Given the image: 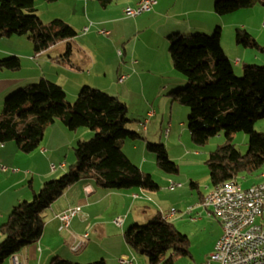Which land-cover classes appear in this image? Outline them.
Instances as JSON below:
<instances>
[{
	"label": "trees",
	"instance_id": "16d2710c",
	"mask_svg": "<svg viewBox=\"0 0 264 264\" xmlns=\"http://www.w3.org/2000/svg\"><path fill=\"white\" fill-rule=\"evenodd\" d=\"M97 1L107 8L120 0ZM259 1L216 0L215 12L226 16L253 8ZM13 36H27L35 53L66 41L67 52L61 59L69 61L77 32L64 20L44 23L35 0H0V38ZM221 36L222 29L217 27L212 35L196 32L168 37L172 63L187 85L171 94L174 101L190 110L188 125L193 142L205 146L221 132L226 135V142L210 152L206 161L212 187L233 180L238 182L240 175H251L264 166V133L255 129L256 123L264 119V66L245 65L243 76L237 77L222 47ZM236 38L243 47L264 51L247 29H237ZM21 68L22 60L18 56L0 59V70ZM66 97L63 87L42 77L5 98L0 115V142H15L25 154L41 147L47 129L57 121L70 131L86 128L95 135L77 142L76 163L66 174L46 182L31 201L13 207L7 221L0 226L4 237L0 243V264L40 239L45 227L44 212L80 181L92 178L98 187L106 190L154 192L160 188L152 175L134 164L124 152L127 140L141 138L127 127L131 121L125 103L90 86L80 90L73 104H68ZM148 122V119L144 121V129ZM239 132L249 135L246 154L234 143ZM148 150L156 154L157 166L163 172L173 176L180 173L179 165L170 159L164 144L151 143ZM191 186L198 184L192 182ZM124 237L131 249L148 258L149 264H175L178 258L191 255L189 237L171 221H165L162 213H157L147 224L130 227ZM51 264L80 263L55 257ZM88 264H106V261Z\"/></svg>",
	"mask_w": 264,
	"mask_h": 264
},
{
	"label": "crops",
	"instance_id": "0c3cea01",
	"mask_svg": "<svg viewBox=\"0 0 264 264\" xmlns=\"http://www.w3.org/2000/svg\"><path fill=\"white\" fill-rule=\"evenodd\" d=\"M139 1H118L117 5L113 6L112 4L107 8H102L97 0H58L55 2L35 0L37 13L44 23L60 19L76 30L77 37L73 41L72 55L69 61L61 59L67 52L66 41L52 46L44 52H34L33 54V44L29 39H24L26 38L25 36L0 38V59L10 55H18L23 59L22 68L19 71L0 70V115L5 98L10 93L38 82L42 77L63 87L67 96H70L74 102L82 87L86 85H97L98 88L105 91L116 88L120 95L122 86L130 87L134 85L136 76L140 78L142 73L152 68V63L148 58H145V53L137 50L140 39L143 37L149 39L150 41L147 44L153 45L154 50H158L161 53L158 54L161 55L162 61L167 62V66L169 65L170 67L168 37L171 34H192L196 32L208 34L217 27L225 28L226 18H231L216 14L214 0H157V4L151 12L137 17H127L125 9L137 6ZM41 9L48 10L46 12L48 15L45 16ZM74 12L76 13V18H78L76 20H73L74 16L72 15ZM61 13H65L67 16H63ZM89 20H91V24L102 25L97 27V34L104 39L96 36L102 40L100 41L102 43L101 46L93 44L92 40L88 38L91 36L89 33L92 28L88 31V34L83 31L84 27L87 28ZM242 25V28L247 29L260 46L264 48L263 23L261 25V22L257 21L252 26L248 24ZM101 29H106L110 32V35H105L106 37H104L100 34ZM151 29L154 30L153 33H151ZM224 41V31L222 30V47ZM121 46H123L124 54L119 58L118 50L121 49ZM250 49L253 48L237 44L234 56L227 53L230 60L235 59L234 67L236 69L240 68L242 64L245 66L253 61L260 60L258 59L259 57H256L257 55H253L255 59L250 57L252 55ZM261 51L264 52L263 50ZM136 57L139 59L137 60ZM261 60L264 62V57ZM38 67L41 70L37 69ZM47 67L52 70V73L46 72ZM23 68H27L30 71L28 72V77L22 75ZM107 71H115L116 75L114 76L111 73L112 76L109 78ZM137 73L139 74L137 75ZM122 75L127 76L123 83L119 82V78ZM181 81L178 83L163 82V89L186 84L184 79H181ZM155 115L153 111L148 110L146 118H153ZM58 122L51 126L50 131H46L41 144L40 153L38 154L44 157L47 170L40 175L39 184L37 185H35V175L32 176L28 187L25 183L30 173L22 176L21 171H11L6 167V165H12L11 154H13L15 159L18 157V153H16L17 149L15 150L12 145L0 142V172L7 173L6 181H9L8 186L0 190V225L7 221V217L14 206L22 201L29 200L34 193L39 191L43 183L57 179L56 177L61 175L68 167L67 161L70 159V153L63 157L64 160H60L59 168L53 164L57 161L54 157L55 153L60 152V148H64L67 145L74 146L75 142L81 141L82 137L91 134L88 132L79 133V131H75L71 133L73 131H65L66 128L64 129L62 123ZM143 131H146V128H143ZM169 132L168 130V134ZM56 143L59 146L55 145ZM56 146L57 148L55 149ZM44 152L46 157L42 154ZM144 157L146 158V156ZM199 157L197 155L196 160ZM185 158L187 157L183 155L179 159L183 160ZM145 163L146 161L141 166L139 165L143 171ZM53 165L56 170L51 169ZM1 176L4 175L0 174ZM0 180V182L4 181L3 179ZM259 181L260 174L254 183ZM197 184L200 190L201 185H199V182ZM212 188V186L207 188L206 194L199 191V202H197L194 210L201 207L211 212L202 203L204 197ZM129 192L123 193L102 189L96 185L95 180L92 178L76 183L68 188L44 212L45 227L40 239L36 243L22 249L15 256L7 259L3 264H14V258H17L22 264H51L55 257L80 264L95 262L100 258L104 259L106 264H120L119 259L121 257H129L127 251L131 249L124 237L126 227L139 223L142 221L140 220L141 216L146 217L148 215L145 202L152 199L148 191L143 189ZM114 196H118L122 200L123 198L128 199L124 208L118 209V204H113L112 198ZM75 206L82 207V215L75 217L67 230L60 231L58 215ZM114 206L116 207L114 208ZM133 211L137 214L136 216H131ZM165 212L167 211L158 210L157 213H162L163 215ZM177 216L176 214L170 221H176L175 218ZM200 216L201 214L197 213L192 218V221L196 222ZM118 217L124 219L122 226H117L114 223V220ZM86 233H88L87 238L84 237ZM3 239V235H0V243ZM78 244H80L79 249L73 250Z\"/></svg>",
	"mask_w": 264,
	"mask_h": 264
},
{
	"label": "rangeland",
	"instance_id": "374dc122",
	"mask_svg": "<svg viewBox=\"0 0 264 264\" xmlns=\"http://www.w3.org/2000/svg\"><path fill=\"white\" fill-rule=\"evenodd\" d=\"M123 1L125 0H120V2ZM262 1L263 0H260L253 8L243 9L233 14L226 15V17H231V18H226L227 20L224 23L225 28L222 29L224 31V38H225L223 49L226 52V54L227 53L233 54L234 56L235 54L234 50L237 49V44H238L236 38V30L242 29L243 26L242 24H248L249 26H252V24L258 21L261 22V25L262 23L264 25V6L262 4ZM215 2L216 0H214V5ZM118 3H114L113 6L117 5ZM47 11L45 9H41V12H43V14L45 13V16L48 15L46 13ZM61 14L63 16H67L65 15V13H61ZM75 14L76 13L74 12L72 15L74 16L73 20L78 19L76 18ZM94 24H91V20L88 21L87 27L89 28V30L92 28V31L89 33L91 34V36H89L88 38L92 40L93 44H97L98 46H101L102 43L100 41L102 40L100 39H104V38L98 36L97 27H100L102 25H98L97 23ZM84 30L85 27L83 28V31ZM102 30H106V29H101V31ZM214 30L211 33L208 34L206 33V34L212 35L214 33ZM153 32L154 30L151 29V33ZM85 33L88 34V31ZM96 36L99 37L100 39H98ZM103 36L106 37L105 35ZM25 37L26 38L24 39H28L27 36ZM263 38H264V34H263ZM139 41L140 42L138 44L137 50L143 51V53H145V58H148L149 61H151L152 68L142 73V76L140 78L136 76L135 78L136 83L134 85L130 87L122 86L120 95L116 88L111 89L109 91L103 90L108 94H110L111 96L117 97L121 102L127 105L128 107L127 118L131 121L127 125V127L130 130L139 133L141 136V138L136 140H127L124 145V152L129 157V159L138 166L139 165L141 166V164H143L146 161L143 167L144 171L147 172L148 174H151L154 181L160 187L159 190L157 191L154 192L148 191V193L152 196V199L150 201L145 202V205L148 210L147 212L148 215L146 217L141 216L140 220L142 221H140L139 223H135L134 225L147 224L154 218L158 210L167 211L165 212V214H168L173 209L177 210L178 216L175 218L176 221H172V223L176 226V228L180 232L186 234L189 237L191 255L187 257L178 258L175 264H198L201 262H205L206 259L213 253L216 243L223 234V225L218 220V218H216L211 212H209L204 208L201 207L196 208V210H194L195 212H193L194 214L193 213L188 214L187 209L189 207L194 208L197 206L196 204L197 202H199V191H201V193L206 194L207 188H211L212 185L210 180V174L206 161L208 159L210 152L216 150L219 146H222L226 142V135L224 131L221 132L219 135L211 138L205 146H197L193 142L188 125L190 110L185 105L177 101H174V98L171 94L173 91L179 89L181 85H176L175 87H167L166 89H163V82L170 81L173 83H178L179 81L182 82L181 79H184V77L181 74H179L174 68L171 55L169 52V46H168V55H169L168 57L170 59V67L169 65L167 66V62L162 61L161 55L158 54L160 52L158 50H154L153 45L150 46L149 44H147L150 41L149 39L143 37ZM122 49L123 46H121V49L118 50L119 58H121L124 54ZM32 51L34 54V49ZM250 51H252V55L250 57L255 59L253 55H257L256 57H259L258 59L260 60L253 61L252 63H249V65L264 66V62L261 60L262 57H264V52H262L260 49H255V48L250 49ZM12 56H18V55H10L4 57L3 59ZM20 58L23 61L22 57ZM136 59L138 60L139 58L136 57ZM234 60L235 59L233 60L231 59L234 68V73L237 77H242L244 64H242L240 68L236 69L234 67ZM37 69L41 70V68L39 67ZM28 72L30 71L27 70V68L22 69V73H23L22 75H24L25 77H28L29 75ZM46 72L52 73V70L49 67H47ZM107 72L109 74V78L112 76L111 73H113L114 76L116 75L115 71H107ZM172 72L173 74H171ZM139 73H137V75ZM186 86L187 85L184 83V85L181 86V88H185ZM90 87L100 89L97 87V85H93ZM72 100L73 99H71L70 96L66 97V102L68 104H73L74 101ZM148 110L153 111L156 115L153 118H146ZM146 119H148L149 122L147 123V125H145L146 131H143L144 121ZM51 126L47 129V131H50ZM65 128L66 127L64 126V129ZM255 129L258 132L264 133V119L256 123ZM168 130L170 132L167 135ZM65 131H70V130L66 128ZM77 131H79V133H86V132L91 133L88 136L82 137L81 140L83 141L90 140L95 135L94 131L86 128H81ZM74 132L75 131L71 133ZM151 143L152 144L162 143L165 145L170 159L176 162L180 167V173L178 175L176 176L168 175L158 168L156 163V154L148 150V145ZM234 143L236 144L237 148L240 150L242 154H246L249 148L248 146L249 135L244 132H239L235 134ZM8 144L12 145V147L15 150L17 149L16 153H18V157L14 159L13 154H11L12 165L10 166L6 165V167H8L11 171L12 170L21 171L22 176L23 174L30 173V176L25 183L26 186L29 187L32 176L34 175H35V185L39 184L40 175L44 174L47 170V164L45 162L44 157L38 154L40 153L41 147L30 154H25L18 149L15 142H10ZM55 145H58V143H56ZM76 145L77 142H75L74 146L67 145L64 148H60V152L55 153L54 157L57 159V161H55L53 164L56 165L58 168L60 162L64 160L63 157L68 153H70L71 155L70 159L67 161L68 167L64 170V172L61 175L57 176L56 178H60L62 175L66 174L70 170L71 166L76 163V156H75ZM56 148L57 146L55 147V149ZM196 152L199 154H197ZM42 154L45 155L46 157L45 152ZM183 155L186 156L187 158L183 160L179 159ZM197 155L200 156L198 160H196ZM144 156H146V158ZM262 171H264V166L260 170L256 171L251 175H247V174L240 175L238 177L239 184H241V186L244 188L252 186L254 182L257 180L258 175ZM0 174L4 175L0 177V179L4 180L0 182V190H2L3 187L8 186L9 181L8 180L6 181L7 173L0 172ZM192 182L195 183L199 182V185H201L200 190L198 189V187H192L191 186ZM172 183L176 184V188L174 189V191L170 190ZM42 187L39 189V191H37V193L40 192ZM136 190L138 189L112 190V191L127 193L128 191L133 192ZM32 199L33 196L27 201H31ZM127 200H128L127 198H123L122 200V198L118 196H114L112 198L113 204L114 205L118 204L117 205L118 209L124 208ZM115 207L116 206H114V208ZM197 213H200L201 216L196 222L192 221V218ZM136 215L137 214L134 213V211L133 213H131V216H136ZM134 225L131 226L128 225L126 227V230H128L130 227ZM0 235H2L1 232ZM127 254L129 256L128 257L129 260L133 262V264H149L148 258L146 256L139 254L133 249L128 250ZM99 260H101V258ZM111 264H115V263H111Z\"/></svg>",
	"mask_w": 264,
	"mask_h": 264
},
{
	"label": "built area",
	"instance_id": "2783aa9c",
	"mask_svg": "<svg viewBox=\"0 0 264 264\" xmlns=\"http://www.w3.org/2000/svg\"><path fill=\"white\" fill-rule=\"evenodd\" d=\"M156 4L157 0H140L137 6L129 7L125 15L140 16L151 12ZM87 31L88 27L84 32ZM100 34L110 35V32L102 30ZM126 78V75H122L119 82L122 83ZM51 169L56 170V167L52 166ZM175 188L176 184L172 183L170 190ZM203 202H211V212H219L218 220L223 225V234L216 243L213 253L201 264H264V183H256L247 188L221 187L214 190L212 195L204 197ZM194 209L189 207L188 214ZM177 213V210L173 209L168 214H163V219L170 221ZM80 215L81 206H75L59 214V230H67L71 221ZM114 223L122 226L124 219L118 217ZM84 237L87 238L88 233ZM79 246L80 244L73 250H78ZM119 262L131 264L128 257H121ZM14 264L22 263L14 258Z\"/></svg>",
	"mask_w": 264,
	"mask_h": 264
},
{
	"label": "bare ground",
	"instance_id": "6f19581e",
	"mask_svg": "<svg viewBox=\"0 0 264 264\" xmlns=\"http://www.w3.org/2000/svg\"><path fill=\"white\" fill-rule=\"evenodd\" d=\"M129 9L126 8L125 11H127ZM261 180L258 182V183H264V172L261 174ZM235 186H241V184H239L237 181L233 180V181H230V182H227V183H224V184H220V185H217L215 187H213L211 189V191L206 195V196H210L213 194L214 190H219L221 189V187H235ZM205 196V197H206ZM203 206L207 209H210L211 210V202H203ZM187 213H188V209H187ZM216 218L219 219V212H211ZM175 215H173L174 217ZM172 219V217H171ZM133 262H131L132 264Z\"/></svg>",
	"mask_w": 264,
	"mask_h": 264
}]
</instances>
